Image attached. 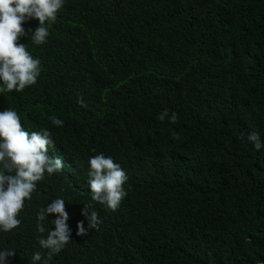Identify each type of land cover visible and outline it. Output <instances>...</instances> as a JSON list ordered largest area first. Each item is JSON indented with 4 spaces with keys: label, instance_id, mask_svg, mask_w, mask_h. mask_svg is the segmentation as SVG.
Listing matches in <instances>:
<instances>
[{
    "label": "trees",
    "instance_id": "trees-1",
    "mask_svg": "<svg viewBox=\"0 0 264 264\" xmlns=\"http://www.w3.org/2000/svg\"><path fill=\"white\" fill-rule=\"evenodd\" d=\"M49 32L18 41L41 61L37 82L0 93L29 133L50 130L48 155L65 165L0 231L10 264L47 254L37 214L55 198L72 239L52 264H264V148L247 140L264 141V0H64ZM164 109L176 124L157 119ZM101 152L128 176L117 210L92 201L88 161ZM85 204L103 223L78 236Z\"/></svg>",
    "mask_w": 264,
    "mask_h": 264
},
{
    "label": "clouds",
    "instance_id": "clouds-1",
    "mask_svg": "<svg viewBox=\"0 0 264 264\" xmlns=\"http://www.w3.org/2000/svg\"><path fill=\"white\" fill-rule=\"evenodd\" d=\"M64 6V0H0V93L22 92L26 87L37 82L42 68L41 61L34 58L24 43H18L21 37L28 36L35 45L47 42L49 28L57 20V14ZM38 19L39 25L33 30L23 27L26 21ZM47 22V24H46ZM78 103L87 107L83 97ZM171 124L178 122V114L164 109L157 115L161 122L165 119ZM51 123L62 127L63 120L57 116L49 117ZM174 140L180 134L171 129ZM247 140L256 150L264 148V141L259 133L252 131ZM55 149V141L49 129L40 131L25 130L17 111L7 108L0 111V231L10 232L21 224L17 217L25 207V201L31 200L45 173L52 175L63 171L65 165L60 156L48 155L49 149ZM93 152L96 149H92ZM88 185L92 193V201L106 204L108 208L117 210L127 196L125 182L126 171L111 156L103 152L89 158ZM92 204H85L83 215L88 220V227L80 221L77 225L78 236H86L91 229L99 230L103 223ZM51 213L58 214L51 221L55 229H46L44 221ZM69 213L65 210V200L55 198L37 214V231L41 234L39 244L47 250L46 255L35 252L30 264H52L53 257L60 253L72 239L71 229L67 223ZM16 255L14 249L0 250V264H10L9 257Z\"/></svg>",
    "mask_w": 264,
    "mask_h": 264
}]
</instances>
